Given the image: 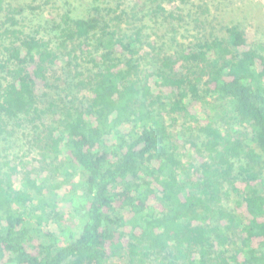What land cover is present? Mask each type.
<instances>
[{
  "label": "trees",
  "instance_id": "trees-1",
  "mask_svg": "<svg viewBox=\"0 0 264 264\" xmlns=\"http://www.w3.org/2000/svg\"><path fill=\"white\" fill-rule=\"evenodd\" d=\"M13 1L0 141L29 127L34 156L0 154V264H264V43L229 26L170 51L147 32L176 16L159 0L36 27Z\"/></svg>",
  "mask_w": 264,
  "mask_h": 264
},
{
  "label": "rangeland",
  "instance_id": "rangeland-1",
  "mask_svg": "<svg viewBox=\"0 0 264 264\" xmlns=\"http://www.w3.org/2000/svg\"><path fill=\"white\" fill-rule=\"evenodd\" d=\"M89 1L55 0L54 5L47 6L43 4V0H14L13 4L38 6L40 9L35 11L34 15L26 10V22H23L25 26L36 27L41 21V17L44 18L56 7L70 8L75 10V14L83 15ZM136 1L150 3V0H113L112 3H118L121 9L126 10ZM168 1L159 0L166 11L174 12L175 18L170 19L165 14L159 19L146 20V24L150 27V31L147 32L149 34L157 33L163 40V42H158L167 44L165 48L170 51H172L170 44L176 49V41L187 47L196 41V37H200V35L209 37L211 34L222 35V28L229 26H237L243 30L251 43H264V0H184V3L179 0L171 3ZM3 17L2 12L0 13V23L3 21ZM29 22L30 24H28ZM174 30H178L179 33L175 34ZM172 35H175L174 42L169 43V37ZM177 48L180 47L177 46ZM0 51H2L1 48ZM48 95L54 97L52 91ZM200 117L202 116L200 115ZM32 132L33 130L29 127L15 129L13 137L7 141H0V154L6 157L9 162L12 161V165L14 163L19 165L21 163L23 166L29 165L34 156V152H31L29 148L32 145ZM19 167L21 168V166ZM17 187L20 188L21 185L18 184ZM233 201L234 197H230L225 201V205L230 207ZM75 221L74 223H76ZM55 228L54 224H48L50 231H55Z\"/></svg>",
  "mask_w": 264,
  "mask_h": 264
}]
</instances>
